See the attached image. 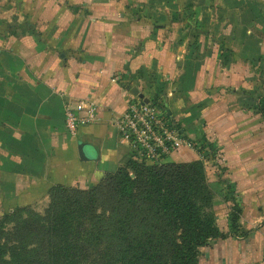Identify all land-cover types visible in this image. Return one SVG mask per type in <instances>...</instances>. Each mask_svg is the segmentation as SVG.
Segmentation results:
<instances>
[{"label": "crops", "instance_id": "obj_1", "mask_svg": "<svg viewBox=\"0 0 264 264\" xmlns=\"http://www.w3.org/2000/svg\"><path fill=\"white\" fill-rule=\"evenodd\" d=\"M255 3L264 0H0V219L44 211L52 187L122 167L131 151L113 121L136 92L157 100L184 139L217 149L243 201L241 225L256 229L212 242L198 264H264V122L239 104L264 52ZM83 100L98 104L101 122L72 137L65 107ZM198 160L182 148L165 162Z\"/></svg>", "mask_w": 264, "mask_h": 264}, {"label": "trees", "instance_id": "obj_2", "mask_svg": "<svg viewBox=\"0 0 264 264\" xmlns=\"http://www.w3.org/2000/svg\"><path fill=\"white\" fill-rule=\"evenodd\" d=\"M152 104L164 111L157 100ZM198 147L206 158L213 146L203 142ZM128 164L133 179L120 167L89 191L52 187L43 214L31 208L4 214L0 264H92L89 250L107 244V237L116 256L108 263L106 247L102 264H197L200 248L227 239L215 219L203 213L186 184L185 171L201 166L199 161L167 163L162 168L155 167L157 163ZM108 195L113 206L102 207L110 216L107 223L96 209L99 196L106 204ZM233 210L228 234L235 235L239 203Z\"/></svg>", "mask_w": 264, "mask_h": 264}, {"label": "rangeland", "instance_id": "obj_3", "mask_svg": "<svg viewBox=\"0 0 264 264\" xmlns=\"http://www.w3.org/2000/svg\"><path fill=\"white\" fill-rule=\"evenodd\" d=\"M259 1V0H258ZM256 4V3H255ZM252 6L251 9H253V12H256L261 15V17L264 18V3L257 6ZM259 29V27H258ZM257 29V30H258ZM257 57L254 63H251L252 67H254V84L253 87L248 89V91H244V94L239 97V104L242 106V109L248 110L250 112H253L254 114L258 115L262 121L264 122V52L263 53H256ZM212 145V144H211ZM213 146V145H212ZM219 153L217 149L213 146L208 149V156L203 160L199 159L198 161L200 162L201 166H196L191 169H187L185 171V180L186 184L190 185L192 196L194 197L196 203L198 206L202 209L203 213L208 214L215 219L216 226L220 230L222 234L227 235L228 238H246L247 236L251 235L254 233L256 229H250L246 230L242 227L241 225V220H242V215L244 216V209H243V204L242 200L237 196L236 188L234 184L231 182H227L224 180L223 176L225 173V169L221 168L219 163ZM134 162L136 164H141V165H146L150 166L152 164H149L145 162L144 160L134 156L132 153L128 154L127 161L124 163L122 167H125L124 169L128 171L130 174V177L133 179L134 175L131 170V165L127 163ZM172 162H163V163H157L159 165L155 166L157 168H160L161 166L168 165ZM172 164H179V163H172ZM215 168V170L211 168ZM162 168V167H161ZM107 176V175H106ZM106 176L100 180L97 183H92V184H77L75 186H72L71 188H78L81 190H87L89 191L90 189L94 187L100 186L103 182H105ZM264 184V181H263ZM95 189V188H94ZM98 208L96 209V214L101 216V220L104 222L109 221V213H104L102 210V207L107 206H113V202L109 200V195L106 197V204H105V198L100 197L98 198ZM258 201V207H262L264 204V194L259 195L257 197ZM239 203L240 210L239 213L236 215L238 216L237 220V225L238 229L234 234H228L229 233V226L228 222L231 216V213L234 211L233 209L235 208V205ZM33 209V208H31ZM34 210V209H33ZM35 212L39 214H43L44 211H36ZM223 214L225 213L224 216V223H225V228L220 229L219 227V216L218 214ZM260 228H264V220L261 223ZM258 230V229H257ZM177 237L180 236V232L177 233ZM107 244H100L96 247H92V249L89 250V253H91V257L89 260H92V264H102L103 260V254L105 252V248H108L107 254H108V263L112 262L113 257H115L116 253L114 252V244H110L111 240L110 237H107ZM226 240V239H225ZM214 242V241H213ZM211 242H208V244L202 248H200V255H201V250L204 249L205 247H208ZM44 254V253H43ZM86 253L85 255H87ZM200 255L198 258H200ZM199 262V259H198ZM47 264V262H46ZM198 264V263H197Z\"/></svg>", "mask_w": 264, "mask_h": 264}, {"label": "built area", "instance_id": "obj_4", "mask_svg": "<svg viewBox=\"0 0 264 264\" xmlns=\"http://www.w3.org/2000/svg\"><path fill=\"white\" fill-rule=\"evenodd\" d=\"M64 116L66 131L72 137H77L81 129L101 122L99 106L90 100L66 106ZM113 125L120 142L128 146L134 156L147 163H163L182 148L204 159L199 147L184 139L177 124L152 102L144 104L137 97L131 99L125 112L115 117Z\"/></svg>", "mask_w": 264, "mask_h": 264}, {"label": "water", "instance_id": "obj_5", "mask_svg": "<svg viewBox=\"0 0 264 264\" xmlns=\"http://www.w3.org/2000/svg\"><path fill=\"white\" fill-rule=\"evenodd\" d=\"M134 96L138 97L140 100H142V102L144 104H149L151 102L149 99L144 98L143 95H138L136 92H135ZM78 150H79V155H80L82 160L87 161V160L91 159L90 151L86 147H84L82 144H80L78 146Z\"/></svg>", "mask_w": 264, "mask_h": 264}]
</instances>
